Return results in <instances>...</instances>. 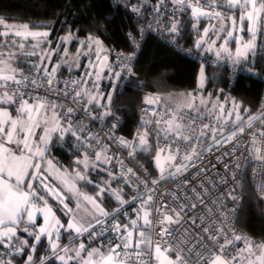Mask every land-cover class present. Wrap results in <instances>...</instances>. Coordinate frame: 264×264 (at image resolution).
<instances>
[{
	"label": "snow or ice",
	"instance_id": "obj_1",
	"mask_svg": "<svg viewBox=\"0 0 264 264\" xmlns=\"http://www.w3.org/2000/svg\"><path fill=\"white\" fill-rule=\"evenodd\" d=\"M146 2L128 0L125 7L145 20L148 31L174 37L181 28L177 13L190 14L198 36L194 48L234 66L264 39V0H155L150 12ZM202 18L218 23L201 31ZM0 29V264H36L44 241L48 255L39 264H264V243L227 228L235 212L227 201L234 205L240 198L231 187L236 178L213 176L217 164L231 172L225 157L240 148L264 162V107L245 118L237 102L210 94L187 93L175 105L149 97L143 131L134 140L117 137L115 124L101 137L90 124L112 115L113 92L125 75H134L135 52L110 60L111 49L89 34L72 53V32L53 46L50 30L10 25L2 17ZM73 68L86 70L66 77ZM205 79L201 66V87ZM67 139L76 149L70 170L51 155ZM116 150H127L131 160L138 152L154 154L159 176L134 171ZM93 172L103 176L97 181ZM165 184L170 186L160 191ZM87 185L94 194L84 190ZM259 191L264 199V184ZM105 196L118 204L111 212L103 206Z\"/></svg>",
	"mask_w": 264,
	"mask_h": 264
},
{
	"label": "trees",
	"instance_id": "obj_2",
	"mask_svg": "<svg viewBox=\"0 0 264 264\" xmlns=\"http://www.w3.org/2000/svg\"><path fill=\"white\" fill-rule=\"evenodd\" d=\"M135 1L132 0L133 3ZM127 2L128 0H0V17L7 21L26 23L36 29L50 30L51 39L72 32L76 38L72 44L73 49L79 45V40L91 34L101 39L111 50L129 52L132 51L129 36L131 34L132 37H138V23L125 7ZM189 16L190 14H181V43L201 54L194 48L198 36L192 27L195 21ZM257 45L256 54L251 61L254 62L253 67L258 74L264 75V39H258ZM200 69L201 66L196 60L176 52L154 36L147 37L140 48L136 74L130 76L123 89L113 95L110 104L112 115L109 118H122L124 124L121 132L131 134L138 121V109L144 94L162 96L170 92L196 93ZM80 72L72 71L65 75L79 76ZM205 76V94L211 93L212 98L219 97L221 101L240 102L243 115L253 113L264 96V83L259 79L240 75L232 84L227 70L209 66L205 67ZM245 108L249 109L248 113L243 112ZM73 143L71 139H67L51 148V155L58 164L70 168L74 166L76 149L71 146ZM141 159L152 170L153 160L144 155ZM102 176L103 173H92V177L97 181ZM86 187L90 194H94L92 185ZM103 205L107 210L111 209L107 196ZM263 209L264 204L259 203L252 189L245 184L237 225L261 241H264ZM63 220L66 222L67 219ZM64 243H67V240L62 238L61 244ZM46 255L48 251L44 241L34 257L36 264ZM22 260V257H16V261ZM48 264L59 263L48 261Z\"/></svg>",
	"mask_w": 264,
	"mask_h": 264
},
{
	"label": "built area",
	"instance_id": "obj_3",
	"mask_svg": "<svg viewBox=\"0 0 264 264\" xmlns=\"http://www.w3.org/2000/svg\"><path fill=\"white\" fill-rule=\"evenodd\" d=\"M135 2H137V0ZM153 3H155V0H147V2L145 4V7L149 10V12L151 10V5ZM169 11H171L170 8H169ZM132 15L134 17V20L138 23V30L143 29V33L141 34V32L138 31V37L135 38L136 43H133V40L130 38V40L132 42V51L125 52L122 50L113 49V50H111V56L109 57V59L110 60H118V54H123L124 56H128V55L132 54L133 52H135V58L131 61L132 71H133L134 75L136 74L137 59H138L140 47H141L143 41L149 36H154L157 40L164 42L168 46L173 48L176 52H179L180 54H182L188 58H192V59L196 60L200 64V66H204V68L208 67V66L209 67H221V68L227 70L230 82L232 84H234L237 81V79L240 75L259 79L264 83V75L258 74V72L253 67V65H254L253 61H248L246 63H240V64L234 66L230 62L228 63V61L226 59L217 60L214 55L199 54V53L195 52L194 50H192L189 46H186L183 43H181V40L183 39V35H182L181 31H179V34L174 36V37L169 36L166 33L161 34V32H159L155 29L152 31H148L144 27L145 20L142 18H138L133 13H132ZM177 15L181 17L180 13H177ZM148 19L151 20L152 16L148 15ZM137 44L139 45V47L136 46ZM71 77L76 78L78 76L74 75ZM129 77L130 76L125 75L124 78L121 79L117 83L115 91L113 92V95L116 91H121L123 89L124 83L127 81V79ZM103 83L105 85L104 90L107 92L109 90L106 87V85L108 84V81L105 80ZM155 96L156 95L150 94V93L144 94L142 96V101H141V104H140L139 109H138V121H137L136 125L134 126L131 134H129V135L121 132V129H122L124 122H123V119L120 117H114L113 119H110L108 116L104 120H98V121H95L94 124H90V127L93 128V131L95 133L99 134L101 137H104L106 135V130H112L111 126L113 124H115L116 127L114 130H112V131H114L115 135L117 137H123L126 140L132 141L136 137V133L138 130L143 131L142 119L147 118V117H144L143 112H142V109L147 107V105L144 104V100L146 98L155 97ZM237 103L240 105V110H241V103L240 102H237ZM262 107H264V96L262 97L260 104L258 105L257 109L251 114L258 113ZM243 116L245 118H247L248 115H243ZM254 127L258 128L259 124L255 123ZM241 139L244 140L245 143H247L246 137L242 136ZM114 147L115 146L113 144V148ZM227 147L230 148L231 145H228ZM116 151H118L120 156H122L124 158L125 164L129 167H132L134 171L138 170L139 172L142 173L144 171V169H147L149 174L152 177L155 178V177L159 176V173H158V170L155 166V162H154V158H153L154 154L139 153L138 152L136 154L135 160H131L127 155V150L122 151V152L119 150H116ZM142 155L148 156V158H151L153 160L152 170L155 171L154 173L151 170V168H149L143 162V160L141 159ZM216 155L218 156L219 153H216ZM225 161L229 163V167L231 168V172L230 173L226 172L224 170L222 164H217L218 171L213 170V176H215L217 179L221 176H227V178L229 180H232V178L235 177L236 179H235V181L232 182L231 187L235 188V190L240 193V198L238 199V201L234 205L232 204L231 201H227L230 208H234V210H235L234 214H232V212H230L228 215V220L226 221L227 228L229 229L230 233L235 232L236 234L247 237L250 241L257 242V243H264V241L257 239L256 237H254L250 233L241 230L237 225L238 213H239V209L241 207L242 199L244 197L245 184H248L249 187L252 189V191L255 194L259 203L264 204V199L261 198L260 191H259L260 185L264 184V162L257 161L254 156L249 155L247 152L244 151L243 148H240L233 157H231V158L225 157ZM237 163H239V167H234ZM169 186L170 185H167V184L162 185L160 187V191H165L167 189V187H169ZM112 187L115 188L116 185L113 184ZM124 192L130 193V189L128 187H125ZM124 198L128 199L129 197L125 196ZM107 199L109 200V202L111 204V209L107 210V211L111 212L115 208L118 207V204L115 201V199L110 197V196H107ZM263 214H264V209H263ZM237 246L243 247V244L238 242Z\"/></svg>",
	"mask_w": 264,
	"mask_h": 264
},
{
	"label": "rangeland",
	"instance_id": "obj_4",
	"mask_svg": "<svg viewBox=\"0 0 264 264\" xmlns=\"http://www.w3.org/2000/svg\"><path fill=\"white\" fill-rule=\"evenodd\" d=\"M6 21V23H8V24H10V25H16V26H20V25H23V24H26V23H21V22H12V21H7V20H5ZM211 24V23H210ZM210 24H208L207 26H205V27H209L210 26ZM30 26V25H29ZM204 27V28H205ZM30 28L32 29V30H44V29H36V28H33V27H31L30 26ZM0 30H2V29H0ZM202 30H203V28H202ZM247 33H244V35H246ZM49 39H51L50 37H49ZM58 39L59 38H52L51 40L53 41V46H55V44L58 42ZM245 39H247L246 37H245ZM74 42V41H73ZM73 42L72 43H70V44H68L67 45V47L70 49V51L72 52V53H75V51H76V49H77V47H79V45L78 46H76L75 47V49H73L72 48V44H73ZM219 41H218V44H217V46L219 45ZM104 45V44H103ZM104 47L105 48H107L105 45H104ZM235 47H236V45H233V47H232V49H233V51L235 50ZM108 49V48H107ZM256 52V51H255ZM251 56V55H250ZM250 58V57H249ZM53 60H54V62H59L58 61V58H56V57H54L53 58ZM249 61V60H248ZM230 62V61H229ZM243 62V61H242ZM241 62V63H242ZM246 62V61H245ZM80 63L82 64V65H84L86 62L83 60V58H80ZM230 63H232V62H230ZM23 66V65H22ZM86 69L85 68H81V69H75V68H73V71H77V72H80V74H79V76L82 74V72L83 71H85ZM204 73H205V69H204ZM206 77V76H205ZM206 84H207V79H205V82H204V84H203V86L201 87V85H200V75H199V79H198V90H197V92L195 93L198 97H200V96H204V97H208L209 96V94L211 95V98H212V94L211 93H209V94H205V91H204V87L206 86ZM190 93H192V92H190ZM185 94H187L186 92H170V93H166V94H164V95H162V96H160V97H163L164 98V102L165 103H170V104H178V103H180V101H181V98L185 95ZM213 100H214V98H212ZM154 162H155V160H154ZM54 163H57L58 164V162L57 161H55L54 160ZM58 166H62L63 168H67V169H71L70 167H67V166H63V165H60V164H58ZM75 166V165H74ZM73 166V167H74ZM155 166H156V164H155ZM158 170V169H157ZM94 173V172H93ZM158 173H159V170H158ZM92 175V174H91ZM84 190L88 193V194H90V192L88 191V188L87 187H85L84 188ZM50 203H52L53 204V206L55 207V202L54 201H50ZM59 214V213H58ZM62 218V220L64 219V218H66V217H61ZM67 219V218H66Z\"/></svg>",
	"mask_w": 264,
	"mask_h": 264
},
{
	"label": "crops",
	"instance_id": "obj_5",
	"mask_svg": "<svg viewBox=\"0 0 264 264\" xmlns=\"http://www.w3.org/2000/svg\"><path fill=\"white\" fill-rule=\"evenodd\" d=\"M210 23H218V21H215V20H213V21H209L207 18H202L201 19V21H200V29H201V31H202V28H204L205 26H207L208 24H210ZM245 37L246 38H248L247 37V34L245 35ZM198 39V38H197ZM257 44H258V40H257ZM233 45H235L234 43H231L230 45H229V47H233ZM78 48V47H77ZM141 48V47H140ZM109 49V48H108ZM196 51H200V53L201 54H203V55H214V53H212V52H208V53H205V52H203L202 50H197V49H195ZM257 50V49H256ZM255 54H256V52L254 53V55H251L250 56V58L248 59L249 61H251L252 59V57L253 56H255ZM215 56V55H214ZM248 60L246 61V62H248ZM255 60V59H254ZM228 61H230V60H228ZM231 62V61H230ZM245 61H243L242 63H246ZM23 67V66H22ZM205 69V68H204ZM73 71V70H72ZM207 79V78H206ZM104 206V205H103ZM105 207V206H104ZM105 209L107 210V208L105 207ZM38 222H42V220H40V221H38ZM86 243H87V241H85ZM60 243H61V241H60ZM45 244L47 245V242L45 241ZM59 263V262H58Z\"/></svg>",
	"mask_w": 264,
	"mask_h": 264
}]
</instances>
